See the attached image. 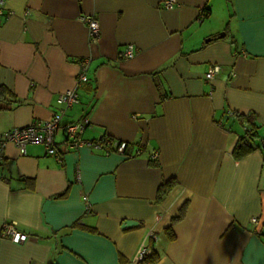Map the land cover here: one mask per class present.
<instances>
[{
  "label": "crops",
  "instance_id": "crops-1",
  "mask_svg": "<svg viewBox=\"0 0 264 264\" xmlns=\"http://www.w3.org/2000/svg\"><path fill=\"white\" fill-rule=\"evenodd\" d=\"M2 1L0 133L49 118L78 61L91 62L54 152L4 148L0 264H139L143 241L153 264H264V0ZM83 15L98 21L97 39ZM213 64L221 70L207 80ZM228 111L256 127L258 146L239 159L243 121ZM84 117V140L126 141L125 152L66 151L64 126ZM10 221L26 241L1 236Z\"/></svg>",
  "mask_w": 264,
  "mask_h": 264
},
{
  "label": "built area",
  "instance_id": "built-area-1",
  "mask_svg": "<svg viewBox=\"0 0 264 264\" xmlns=\"http://www.w3.org/2000/svg\"><path fill=\"white\" fill-rule=\"evenodd\" d=\"M2 3L3 1L0 0V4ZM174 3L175 0H165L163 2V7L167 9L172 8ZM200 16H204L203 12ZM81 19L87 27L90 39H97L100 36V26L95 17L92 15H83ZM133 54V45H126L122 52V56L131 57ZM90 62L91 59L89 57L78 61L79 70L76 76L75 86L58 94L56 103L59 107L49 118L44 120L34 119L25 126L13 127L3 133H0V163L3 159L4 148L8 143L15 145L21 155L26 153L27 146L30 144H42L47 151H55V134L60 128V121L66 109L79 103L77 88L87 81V72ZM220 70V65H211L205 74V78L207 80L213 79ZM227 114L232 115L233 113L228 111ZM87 124L88 119L84 117L81 120L68 123L64 126L62 142L66 151L76 149L81 146H88L94 149L105 150V152H109L110 147H114V150L119 153L125 152L127 148L126 141H116L106 137L95 140H84L82 138V134ZM243 128L245 129V127ZM137 152H141L140 147L137 149ZM151 158L152 160H155L157 158V153H153ZM83 200L85 203V210H89L87 197L84 196ZM250 222L255 225L256 219L253 218ZM1 236L9 238L14 243H22L29 238L28 234L17 229L16 223L13 221L3 223ZM150 236L153 239H156L155 235L150 234ZM148 252L149 251L145 245V241H143L137 251L136 259L141 260Z\"/></svg>",
  "mask_w": 264,
  "mask_h": 264
},
{
  "label": "trees",
  "instance_id": "trees-1",
  "mask_svg": "<svg viewBox=\"0 0 264 264\" xmlns=\"http://www.w3.org/2000/svg\"><path fill=\"white\" fill-rule=\"evenodd\" d=\"M206 10L207 9L202 10L204 16L207 15ZM2 93H3V89L0 87V94ZM231 112L233 113L232 114L233 116H236L238 119H240L241 122L243 121V127H245V129L243 128L244 129L243 135H241L238 138L234 146V149L232 151L234 158L239 159L252 152L256 148V146H258L255 143L257 138L256 127L253 123L252 115H242L239 113H234L233 111ZM174 185H175V180L172 178L162 183L158 188V193H157L158 200H160L165 194H167L173 188ZM183 214H184V208H181L178 216L172 218L169 227L165 229V233L169 239L174 238V234L172 232V226L175 222L179 221L183 217ZM158 259H159L158 252L154 249H151L149 253L144 255L141 261H139V264H153Z\"/></svg>",
  "mask_w": 264,
  "mask_h": 264
},
{
  "label": "water",
  "instance_id": "water-1",
  "mask_svg": "<svg viewBox=\"0 0 264 264\" xmlns=\"http://www.w3.org/2000/svg\"><path fill=\"white\" fill-rule=\"evenodd\" d=\"M223 35V34H221ZM262 148H264V145H262ZM135 224V221L133 220H129V219H125L123 222H122V227H129L131 225Z\"/></svg>",
  "mask_w": 264,
  "mask_h": 264
}]
</instances>
